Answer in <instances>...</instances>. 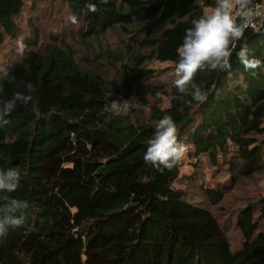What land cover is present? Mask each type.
Returning <instances> with one entry per match:
<instances>
[{
    "label": "trees",
    "instance_id": "obj_1",
    "mask_svg": "<svg viewBox=\"0 0 264 264\" xmlns=\"http://www.w3.org/2000/svg\"><path fill=\"white\" fill-rule=\"evenodd\" d=\"M215 5L0 0V102L35 88L0 122V170L21 173L0 208L26 205L0 236V264H264V187L233 214L237 247L210 208L264 178V63L245 70L236 56L246 45L264 61V26L245 27L229 70L195 75L203 102L173 85L185 29ZM117 98L135 107L107 110ZM164 115L187 151L156 168L143 154Z\"/></svg>",
    "mask_w": 264,
    "mask_h": 264
},
{
    "label": "clouds",
    "instance_id": "obj_2",
    "mask_svg": "<svg viewBox=\"0 0 264 264\" xmlns=\"http://www.w3.org/2000/svg\"><path fill=\"white\" fill-rule=\"evenodd\" d=\"M241 8L247 10V0H241ZM232 0H216L215 7L208 12L192 20V26L185 29L182 43L176 52L178 60L175 62V76L173 85L177 92L190 91L191 99L195 102H203L206 92L195 82L194 77L201 71H224L232 65L230 58L236 49L237 41L244 37L245 24H238L232 14ZM89 11H95L96 5L89 3ZM239 62L245 70L256 69L264 61L250 54L247 46H241L236 52ZM25 92H16L7 100L0 102V122H5L6 117L18 102L27 104L33 99L35 88L31 82L25 85ZM135 107V103L127 98L112 99L106 105L107 110L124 112ZM187 146L178 140L177 125L173 118L164 115L155 125L154 135L147 141V147L143 154L145 163L153 167H172L185 155ZM21 173L18 168L9 167L0 170V192L12 193L20 184ZM25 204L15 198L9 199L0 208V236L7 233L9 227H19L24 223V217L16 215Z\"/></svg>",
    "mask_w": 264,
    "mask_h": 264
},
{
    "label": "rangeland",
    "instance_id": "obj_3",
    "mask_svg": "<svg viewBox=\"0 0 264 264\" xmlns=\"http://www.w3.org/2000/svg\"><path fill=\"white\" fill-rule=\"evenodd\" d=\"M263 13H264V9H263ZM48 18L51 20L54 19L52 15H48ZM255 19L256 21H254ZM259 20L260 19L256 16V13L251 12L249 16V21L253 23L254 26L255 25L257 26V29H255L256 31H258L264 26V24L259 23ZM165 78H169V76H166ZM225 174L226 172H221L218 177L219 178L224 177L226 176ZM262 187H264V178L258 179L254 184L251 185L244 183L243 185L236 187L233 190L232 189L227 190L226 199L221 204L210 205L211 210H213L214 213L218 216V218L222 222V225L226 227V231L230 237V240L233 246L235 247L238 246L241 240V236L239 231L235 229V217L233 218V214L236 210H238L245 204L246 200L249 197H256L258 194L257 189ZM186 193L188 197L192 200H197L198 202L199 201L206 202L205 200H203L202 196L199 195L198 189H195L194 187L189 188L186 191Z\"/></svg>",
    "mask_w": 264,
    "mask_h": 264
},
{
    "label": "built area",
    "instance_id": "obj_4",
    "mask_svg": "<svg viewBox=\"0 0 264 264\" xmlns=\"http://www.w3.org/2000/svg\"><path fill=\"white\" fill-rule=\"evenodd\" d=\"M237 1V2H236ZM241 0H232L233 2V7H232V14H233V18L234 20L236 21L238 18H242L244 20V24L246 25V27H251L252 29H257V26L253 23H251L249 21V16L251 14V12H254L256 13V16L260 19L259 20V23L260 24H264V13H263V9H264V3H261V4H256L255 7L253 8H250V9H247L248 11H250V14L249 15H245V9L244 8H241V6H238V2H240ZM235 3V5H234ZM262 11V13H261ZM259 14V15H257ZM261 15V17H260ZM256 21V19L254 20Z\"/></svg>",
    "mask_w": 264,
    "mask_h": 264
}]
</instances>
